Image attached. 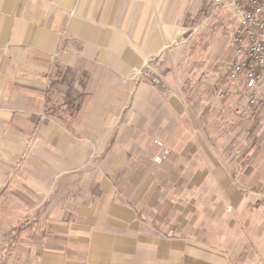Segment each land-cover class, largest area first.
Masks as SVG:
<instances>
[{
	"label": "crops",
	"instance_id": "1",
	"mask_svg": "<svg viewBox=\"0 0 264 264\" xmlns=\"http://www.w3.org/2000/svg\"><path fill=\"white\" fill-rule=\"evenodd\" d=\"M214 1L0 0V264H264V107Z\"/></svg>",
	"mask_w": 264,
	"mask_h": 264
},
{
	"label": "built area",
	"instance_id": "2",
	"mask_svg": "<svg viewBox=\"0 0 264 264\" xmlns=\"http://www.w3.org/2000/svg\"><path fill=\"white\" fill-rule=\"evenodd\" d=\"M229 11L237 20L230 42L234 53L227 64L229 78L248 91L250 106L264 107V0H215L206 22L221 12ZM145 79L157 87H165L148 69L132 70L130 80ZM128 81L123 80V84ZM155 143L164 148L161 142ZM168 153L165 150L156 162L162 164Z\"/></svg>",
	"mask_w": 264,
	"mask_h": 264
},
{
	"label": "rangeland",
	"instance_id": "3",
	"mask_svg": "<svg viewBox=\"0 0 264 264\" xmlns=\"http://www.w3.org/2000/svg\"><path fill=\"white\" fill-rule=\"evenodd\" d=\"M221 13H224V12H221ZM221 13H219V14H217V15H215V18H217L218 16H220V14ZM214 17H212V19H213ZM227 72H228V70H227ZM156 77V76H155ZM156 144V143H155ZM163 150L165 151V150H167V148L164 146V148H163ZM163 151V152H164ZM168 151V150H167ZM168 157V156H167Z\"/></svg>",
	"mask_w": 264,
	"mask_h": 264
}]
</instances>
